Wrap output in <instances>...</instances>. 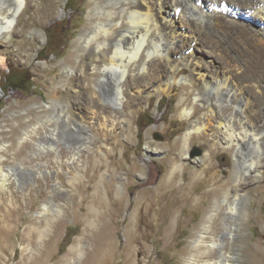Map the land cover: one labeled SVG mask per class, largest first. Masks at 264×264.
Segmentation results:
<instances>
[{"label": "rangeland", "instance_id": "obj_1", "mask_svg": "<svg viewBox=\"0 0 264 264\" xmlns=\"http://www.w3.org/2000/svg\"><path fill=\"white\" fill-rule=\"evenodd\" d=\"M91 3L92 0H30L10 35L0 39V85L4 92L0 96V129L21 124L17 136L22 137L24 130L31 131V126L43 127L41 135L34 134L16 144L8 156V164L18 176L0 190V222L14 230L13 246L3 250L1 263L19 264L23 258L32 264H63L64 258L68 259L65 264L89 263L94 239L107 224L115 229L112 252L101 249L92 258L96 264H129L125 244L137 224L134 202L137 200L140 206L144 203L137 198V185L149 173L155 176L149 187L157 194L160 184L163 193L169 185L175 193L165 196L162 209L167 214L162 219L154 211L149 223L143 221L142 226L149 231L143 237L146 250L136 247L131 258L138 264H186L193 236L205 218L214 213L216 203L225 209L223 193L235 185L233 172L238 167L242 196L236 199V211L228 213L221 208L227 217L217 221L220 228L229 223L233 233L221 231L218 238L224 243L229 239L226 248L231 264H264V169L261 174L253 169L246 172L231 149L220 143L213 145L212 137L207 135L193 139L188 155L180 160L179 149L173 152L169 147L178 144L189 130V121L177 111L181 97L178 84L169 94L140 96L122 118V129H102L99 125L104 114L100 108H94L96 118L89 123V95L76 94L60 75L69 72V68H63L75 62L71 59L75 58L74 46L90 21ZM63 4L65 14L58 19ZM6 5H12L11 0H6ZM46 6L50 13L42 20L38 11ZM197 19L194 18L197 24L202 25ZM40 32L45 34L43 44L39 43ZM189 73L180 75L186 77ZM132 75L127 74L122 81L128 95L130 84L149 83L137 72ZM107 77L103 84L96 83L97 95L92 98L102 105L113 104L107 90L116 75L108 71ZM66 102L72 103L68 112ZM51 103L58 104L56 111L48 108ZM113 108L119 111L122 105ZM66 112L70 120L65 124L56 117L48 122L43 115L61 114L63 118ZM201 115V110L196 113V117ZM50 126L56 127L60 138L51 152L47 141H41L51 131ZM9 136L6 134L7 141ZM37 141L42 144L40 150L35 146ZM261 147L258 151L249 147L242 160L264 163V139ZM172 163L180 169L170 182ZM19 164L23 165L21 170L17 169ZM115 208L120 213L112 220L110 214ZM73 247L79 251L71 252Z\"/></svg>", "mask_w": 264, "mask_h": 264}, {"label": "bare ground", "instance_id": "obj_2", "mask_svg": "<svg viewBox=\"0 0 264 264\" xmlns=\"http://www.w3.org/2000/svg\"><path fill=\"white\" fill-rule=\"evenodd\" d=\"M0 1L1 39L13 31L21 10L30 0H11L10 6L6 5V0ZM111 1L92 0L90 21L87 28L79 34L74 46L75 58L71 59H75V62L71 61L69 67L63 68H69V72H62L60 75V79L69 81L70 88L76 94L89 95V123L96 118L94 108H100L104 114L99 125L102 129L111 130L110 132L122 129V118L126 117L140 96L169 94L178 84L181 97L177 103V111L182 119L189 121V130L178 144L169 147H172L173 152L179 149L180 160L188 155V147L193 139H203L207 135L212 137L213 145L220 143L225 149H231L236 161H242L241 167L246 172L253 169L254 173L261 174L264 169L263 161L247 163L242 159L249 147L253 151L262 150L264 139V0H115L113 4ZM64 4L58 19L65 14ZM38 13L42 20L45 19L50 13L48 6L40 8ZM195 17L203 24H197ZM34 34L35 32H30L31 36H35ZM38 37L39 43L43 44L45 34L40 32ZM108 71L116 75L114 84L107 90L108 98L113 104L102 105L100 101L93 100L97 95L94 88L97 82L103 84L108 81ZM184 71H190L189 75L182 77L180 74ZM135 72L141 78L149 79V83L130 84L128 95L125 93L127 89H123L122 81L127 74L128 77H133ZM1 77L2 74L0 80ZM81 80L86 83L81 84ZM3 95L0 85V96ZM65 104L68 112L72 103ZM57 105L51 103L48 108L56 111ZM116 105H122V109L114 110L113 106ZM200 110L202 115L196 117ZM67 112L63 118L61 114L43 115L48 122L56 117L65 124L70 120ZM21 127V124L1 126L0 190L10 184L11 180H17V170L8 164L10 152L14 151L16 144L24 143L32 135H41L39 130L43 129L41 125L38 128L31 126L30 132L24 130L23 136L18 137ZM50 127L51 131L41 141H47L51 152L56 149V141L60 138L56 127ZM6 134H10L8 141ZM35 146L40 150L42 144L37 141ZM16 156L20 155L17 153ZM19 165L17 169L21 170L23 165ZM169 169L172 175L170 182H173L176 179L173 175L180 166L172 163ZM205 170L206 168L203 172ZM146 175L147 178L137 185L140 188L137 198L144 203L140 206L137 205V200L134 202V210L138 215L137 224L134 233L127 236L125 244L129 252V264H138L131 258L133 249L136 250L137 247L146 250L143 237L149 231L146 226H142L143 221L147 220L149 223L154 211L162 219L167 214L162 209L164 198L167 194L175 193L170 185L163 193L160 184L157 194L149 187L155 176L149 173ZM233 176L235 185L223 193L225 209L216 203L214 213L210 212L205 218L201 228L193 236L188 256L190 260L186 264H231L232 258L226 248L229 239L224 243L218 238V234L224 231L231 235L232 226L224 223V227L220 228L217 221L227 217L226 213L222 215L221 208L228 213L235 212L236 199L242 196L243 183L238 167H235ZM113 210L110 216L115 220L120 209ZM213 217L216 220L213 221ZM103 226L101 234L94 239V248L88 257L90 262L86 264H96L92 255L98 253V250L112 252L115 229L107 224ZM13 231L0 222V264L3 250L13 246ZM75 250L79 251L75 247L70 249L71 252ZM23 260L24 258L19 264H32ZM67 261L64 258L62 263Z\"/></svg>", "mask_w": 264, "mask_h": 264}, {"label": "water", "instance_id": "obj_3", "mask_svg": "<svg viewBox=\"0 0 264 264\" xmlns=\"http://www.w3.org/2000/svg\"><path fill=\"white\" fill-rule=\"evenodd\" d=\"M196 152H197V154H199V153H200V151H198V150H197Z\"/></svg>", "mask_w": 264, "mask_h": 264}]
</instances>
